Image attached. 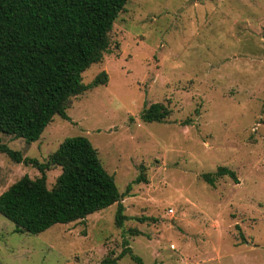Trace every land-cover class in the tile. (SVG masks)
I'll use <instances>...</instances> for the list:
<instances>
[{
    "label": "rangeland",
    "instance_id": "1",
    "mask_svg": "<svg viewBox=\"0 0 264 264\" xmlns=\"http://www.w3.org/2000/svg\"><path fill=\"white\" fill-rule=\"evenodd\" d=\"M109 43L82 74L88 85L104 72L106 85L71 98L68 120L35 143H0L44 163L86 137L126 220L116 226L115 204L31 235L0 215V264H102L126 249L116 264H264V0H129ZM153 104L164 122L140 120ZM219 168L236 181L202 179ZM60 173L46 172L48 189ZM23 176L40 173L0 154V195Z\"/></svg>",
    "mask_w": 264,
    "mask_h": 264
},
{
    "label": "trees",
    "instance_id": "2",
    "mask_svg": "<svg viewBox=\"0 0 264 264\" xmlns=\"http://www.w3.org/2000/svg\"><path fill=\"white\" fill-rule=\"evenodd\" d=\"M128 1L0 0V135L35 143L55 116L68 120L71 98L106 85L104 72L88 85L82 74L103 60L113 24ZM169 115L165 106L153 104L140 120L162 123ZM0 154L40 173L34 180L23 176L0 195V215L16 234L39 235L55 225L83 222L115 204L116 226L126 220L123 195L86 137L66 138L44 163L23 158L1 143ZM54 168L61 173L48 189L46 172ZM225 176L236 181L226 168L202 179L213 186ZM141 182H146L143 173L133 184ZM130 253L126 249L118 259ZM118 259L106 258L102 264ZM131 259L139 262L132 254Z\"/></svg>",
    "mask_w": 264,
    "mask_h": 264
}]
</instances>
